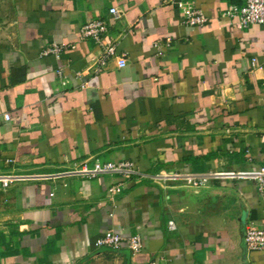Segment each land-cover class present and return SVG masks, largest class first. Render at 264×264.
Wrapping results in <instances>:
<instances>
[{"label":"crops","instance_id":"crops-1","mask_svg":"<svg viewBox=\"0 0 264 264\" xmlns=\"http://www.w3.org/2000/svg\"><path fill=\"white\" fill-rule=\"evenodd\" d=\"M175 1L207 23L182 25L163 0H0V175L15 177L0 186V264H264L243 242L264 228L253 180L156 178L264 167V25L222 15L243 0ZM93 20L100 44L80 35ZM105 45L124 68L95 72ZM96 161L142 175L76 172ZM110 230L142 250L95 248Z\"/></svg>","mask_w":264,"mask_h":264},{"label":"built area","instance_id":"built-area-1","mask_svg":"<svg viewBox=\"0 0 264 264\" xmlns=\"http://www.w3.org/2000/svg\"><path fill=\"white\" fill-rule=\"evenodd\" d=\"M173 4L181 13L180 23L187 27L202 26L207 23L208 19L198 9L189 2H181L175 0H163ZM109 14L113 20H118L121 13L112 7L109 9ZM224 17H228L233 21V24L245 29L251 25H264V0H243L240 6L231 5L222 13ZM107 26L104 21L93 20L83 26L80 30V35L83 39L91 38L96 43L100 44L101 37L106 34ZM56 52V47L53 49ZM47 54V53H45ZM110 58L117 59V66L124 68L126 59L123 55L117 56L114 45H105L101 51L100 57L97 60L95 72H101ZM62 70L58 69L56 74L61 76ZM3 119L8 121L9 115H3ZM79 175L86 178H95L101 175H114L121 180H127L134 176H141L135 164L131 161L117 162H100L96 161L92 167L83 165L76 171ZM223 177L248 179L253 180L256 185V192L261 202L264 204V167L254 171H246L240 173H208L195 174L191 172H183L177 174L164 173L156 178L161 182L170 181L171 179L180 180L193 188L205 186L210 180ZM15 179L11 175H0V186L5 190L10 183ZM121 185L112 187L109 192L113 195H118L121 192ZM168 228L174 230L175 226L172 222L168 223ZM243 242L248 251H264V228H247ZM95 248H105L110 250H118L121 247L127 248L131 253H139L142 250V242L138 235L122 237L114 231H104L97 237ZM150 264H155L154 262Z\"/></svg>","mask_w":264,"mask_h":264}]
</instances>
